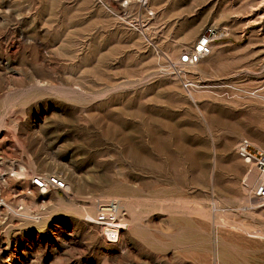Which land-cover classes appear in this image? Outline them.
I'll return each mask as SVG.
<instances>
[{
  "label": "rangeland",
  "instance_id": "374dc122",
  "mask_svg": "<svg viewBox=\"0 0 264 264\" xmlns=\"http://www.w3.org/2000/svg\"><path fill=\"white\" fill-rule=\"evenodd\" d=\"M243 139L264 149V0H0V264H264Z\"/></svg>",
  "mask_w": 264,
  "mask_h": 264
},
{
  "label": "built area",
  "instance_id": "2783aa9c",
  "mask_svg": "<svg viewBox=\"0 0 264 264\" xmlns=\"http://www.w3.org/2000/svg\"><path fill=\"white\" fill-rule=\"evenodd\" d=\"M216 37L213 31H209L199 39L195 47L184 52L175 64V74L184 78L185 68L195 66L206 59L212 52V44ZM190 90V87L185 84ZM239 158L258 174V183L252 192L253 199L260 207H264V149L251 141L243 139L237 148ZM33 184L44 194L52 190L70 192L67 181L59 176H36ZM95 224L100 226L105 241L110 245H116L121 241L128 224L122 218L121 204L115 199H98Z\"/></svg>",
  "mask_w": 264,
  "mask_h": 264
},
{
  "label": "bare ground",
  "instance_id": "6f19581e",
  "mask_svg": "<svg viewBox=\"0 0 264 264\" xmlns=\"http://www.w3.org/2000/svg\"><path fill=\"white\" fill-rule=\"evenodd\" d=\"M252 171V170H251ZM253 174V176L251 175V177L248 179V181L250 180V186H252V189L256 186V184L258 183V179H259V177H258V174L255 172H252ZM249 175V174H248ZM247 175V176H248ZM247 178V177H246ZM246 178H245V180H246ZM247 182V181H246ZM247 184V183H246ZM249 186V187H250ZM247 187H248V185H247ZM250 189V188H249ZM247 191V190H246ZM252 191V190H251ZM249 192V191H248ZM247 193V192H246ZM44 194V193H43ZM251 197V196H250Z\"/></svg>",
  "mask_w": 264,
  "mask_h": 264
}]
</instances>
